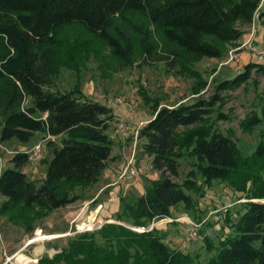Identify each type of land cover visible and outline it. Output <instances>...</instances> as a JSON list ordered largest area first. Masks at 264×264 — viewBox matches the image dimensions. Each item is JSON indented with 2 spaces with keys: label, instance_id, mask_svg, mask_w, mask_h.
<instances>
[{
  "label": "trees",
  "instance_id": "trees-1",
  "mask_svg": "<svg viewBox=\"0 0 264 264\" xmlns=\"http://www.w3.org/2000/svg\"><path fill=\"white\" fill-rule=\"evenodd\" d=\"M260 2L0 0V142L27 144L37 132L63 137L52 147L39 184L22 171L28 164L26 153L10 158V166L0 171V215L18 220L33 209L46 215L66 207L79 199L71 195L73 189L97 184L113 159L107 134L115 118L111 108L86 96L78 81L65 91L45 88L59 72L60 55L70 56L65 27L78 25L98 38L124 67L134 54L124 30L133 26L131 16L144 17L159 32L167 55L180 62L178 72L200 79L192 64L204 57L221 58L222 45L238 40L242 26L254 15L264 18ZM145 47L149 51L152 44ZM253 71L264 74V60L247 62L234 76L218 81L208 98L166 105L145 97V102H153V114L138 137L159 177H144L142 194L120 197L116 220L125 225L105 223L99 230L79 233L38 264H264V136L243 155L234 139L210 119L211 108L222 101L220 92L248 82ZM24 99L28 104L21 106ZM258 105L240 120L241 128L253 129L264 120V94ZM217 118L226 116L218 112ZM214 181L227 182L244 201L235 219L227 222L229 233L216 246L206 241L213 252L206 262L170 247L155 228L146 231L154 221L171 218L179 205L191 209V195L204 196Z\"/></svg>",
  "mask_w": 264,
  "mask_h": 264
},
{
  "label": "rangeland",
  "instance_id": "rangeland-1",
  "mask_svg": "<svg viewBox=\"0 0 264 264\" xmlns=\"http://www.w3.org/2000/svg\"><path fill=\"white\" fill-rule=\"evenodd\" d=\"M258 18L255 23L259 29L251 41L246 42L250 24L244 25V33L238 40L222 45L224 54L221 58L204 57L192 64L200 73V79L178 72L180 62L176 64L172 55H167L159 32L144 17L131 16L133 26L124 30L134 47L131 64L124 67L98 38L78 25L65 27V43L70 56L60 55L59 72L52 84L45 88L65 91L78 81L86 96L111 108L116 117L110 122L107 134L113 142V159L108 162L105 171L109 172L106 183L113 185L101 191L100 183L75 187L71 195H77V201L46 215H39L37 209L18 220L0 215V264H38L40 259L52 258L64 249L77 234L99 230L107 222L120 223L116 220L120 211V197L142 194L143 178L159 177V173L151 168L150 159L142 153L140 146L143 140L138 137L140 127L153 114V102L147 103L144 98H157L160 104L166 105L191 102L199 97L208 98L218 81L234 76L247 62L258 61L257 51L264 48V18ZM147 42L152 44L149 51L145 47ZM245 42L250 45H243ZM236 48L237 57L229 61V51ZM71 56L72 60L69 61ZM68 62L73 65L70 66ZM251 77L235 89L221 91L222 101L211 108L210 114L214 127L222 134L230 135L243 155L250 154L264 136V120L253 129L240 127V120L248 112L259 109L258 102L264 94V74L253 71ZM200 81L204 82L202 86L199 85ZM117 98L123 102L117 103ZM26 104L28 100L24 99L21 106ZM218 112L226 118H217ZM121 123L128 127L125 137L117 132ZM193 126L196 125L189 127ZM62 138L45 137L37 132L27 144L16 140L0 142V171L10 166L9 160L13 155L24 153L40 143L42 147L38 159L22 168L30 180L39 184L45 176L51 149L59 146ZM130 155L134 156L137 175L119 179L121 170L115 162L122 160L125 165V158ZM182 171L183 167L180 178ZM180 178L175 181L179 182ZM242 195L227 182L214 181L211 188H205L204 196L191 195V209L179 205L172 209L171 218L154 221L148 229L153 226L165 235V242L170 247L197 255L198 261L206 262L213 253L205 246L206 241L216 246L218 240L229 233L227 222L235 219L239 204L244 201ZM2 201L0 197V205ZM187 219L197 224L196 236L190 240L186 236L187 228L191 227L186 224Z\"/></svg>",
  "mask_w": 264,
  "mask_h": 264
},
{
  "label": "built area",
  "instance_id": "built-area-1",
  "mask_svg": "<svg viewBox=\"0 0 264 264\" xmlns=\"http://www.w3.org/2000/svg\"><path fill=\"white\" fill-rule=\"evenodd\" d=\"M263 2H264V0H261L260 5ZM255 19H256V15H254V18H253L252 22L250 23L249 38L247 39L246 42L251 41L252 38H253V35L259 29V26L256 25V23H255ZM246 42L243 45H246L247 44L249 46L250 43H246ZM238 48L229 51V61L232 60L233 58H236L237 57V55L235 54V50H237ZM257 53H258V55H257L258 60H264V48L261 49V50H259V51H257ZM221 64H223V63H221ZM115 101L117 103L123 102V100L121 98H117ZM127 128L128 127H127L126 124L124 125V123H121L118 126L117 132H119V134L121 136L125 137V136H127ZM137 131L138 130H136V136H137ZM41 147H42V144L38 143V144L34 145L30 150H27V151L24 152V153H26L28 155V162H31L32 163L36 159H38V155H39V152L41 150ZM0 148H1V146H0ZM125 160H126V163H125L123 169L121 170V172H120V174L118 176L119 179H123V180L124 179H127L129 177H133V176H136L137 175V171L134 168V156L133 155H130L129 157L125 158ZM186 224L188 226L191 225V227L187 228V230H186L187 240L194 239L195 236H196L195 228L197 227V224L194 225L191 222V220H189V219H187ZM193 226H195V227L193 228ZM136 230H138V229H136ZM139 230H142V229H139Z\"/></svg>",
  "mask_w": 264,
  "mask_h": 264
},
{
  "label": "crops",
  "instance_id": "crops-1",
  "mask_svg": "<svg viewBox=\"0 0 264 264\" xmlns=\"http://www.w3.org/2000/svg\"><path fill=\"white\" fill-rule=\"evenodd\" d=\"M115 117H116V116H115ZM50 138H53V137H50ZM115 164L118 165V168H119V166H120V170H122L123 167H124V164H123V161H122V160H120V161H119V160L116 161ZM108 175H109V172L104 171L102 177L100 178V181L98 182V183L101 184V189H100V191L103 190V189H105V188H107V187H110V186L113 185L112 183H106V181L108 180V178H107Z\"/></svg>",
  "mask_w": 264,
  "mask_h": 264
},
{
  "label": "water",
  "instance_id": "water-1",
  "mask_svg": "<svg viewBox=\"0 0 264 264\" xmlns=\"http://www.w3.org/2000/svg\"><path fill=\"white\" fill-rule=\"evenodd\" d=\"M107 223H112V222H107ZM153 228V226H151L147 231L151 230ZM139 232L140 231H144V230H138Z\"/></svg>",
  "mask_w": 264,
  "mask_h": 264
}]
</instances>
